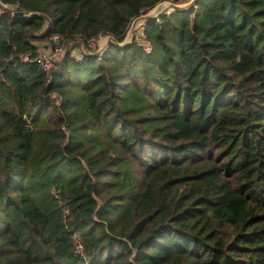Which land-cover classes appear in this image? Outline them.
<instances>
[{"label": "trees", "instance_id": "trees-1", "mask_svg": "<svg viewBox=\"0 0 264 264\" xmlns=\"http://www.w3.org/2000/svg\"><path fill=\"white\" fill-rule=\"evenodd\" d=\"M162 1L0 0V264H264V0Z\"/></svg>", "mask_w": 264, "mask_h": 264}, {"label": "built area", "instance_id": "built-area-1", "mask_svg": "<svg viewBox=\"0 0 264 264\" xmlns=\"http://www.w3.org/2000/svg\"><path fill=\"white\" fill-rule=\"evenodd\" d=\"M1 4V2H0ZM100 36H93L86 40V48L88 52L95 50L100 43ZM63 37L58 34H53L50 37L49 44L40 46L37 55L34 57V61L44 71H49L54 67L55 63L60 61V58L66 51L65 45L63 44ZM148 50V48H146ZM77 60H82L80 55L72 54ZM58 100L57 102H59Z\"/></svg>", "mask_w": 264, "mask_h": 264}, {"label": "water", "instance_id": "water-1", "mask_svg": "<svg viewBox=\"0 0 264 264\" xmlns=\"http://www.w3.org/2000/svg\"><path fill=\"white\" fill-rule=\"evenodd\" d=\"M200 0H189L188 2L177 4L169 1H162L149 9L144 14L136 17L130 24L127 31L124 44L128 45L135 39V33L140 27L151 21L158 20L160 16L169 13H188L191 9L196 8ZM19 15H21L19 13Z\"/></svg>", "mask_w": 264, "mask_h": 264}, {"label": "rangeland", "instance_id": "rangeland-1", "mask_svg": "<svg viewBox=\"0 0 264 264\" xmlns=\"http://www.w3.org/2000/svg\"><path fill=\"white\" fill-rule=\"evenodd\" d=\"M189 0H179L178 2H174V3H177V4H181V3H185V2H188ZM169 2H172V1H169ZM141 29H142V27H140V30H138V31H140L141 32ZM142 33V32H141ZM139 33H137V34H135V40L136 39H138L139 38ZM81 46L83 47V44H81ZM99 49L100 50H105L106 49V44L105 43H102V44H100L99 45ZM63 53H65V52H63ZM72 55V54H71ZM73 105H74V107H77V108H74V113H82V112H86V110H85V107H81V106H79L80 105V101H75V103H73ZM87 113V112H86ZM87 120V119H86ZM85 120V117H81L80 119H79V123L78 122H76V127L78 126V124H79V127H78V129H80V128H83V127H88V125H89V123L90 124H92V122H89V121H86ZM91 127V126H90ZM81 136H83L82 134L80 135V132L77 130L76 132H75V138H77V137H81Z\"/></svg>", "mask_w": 264, "mask_h": 264}]
</instances>
